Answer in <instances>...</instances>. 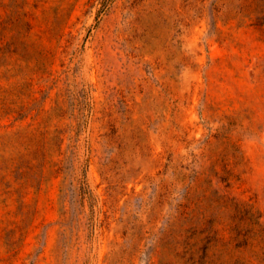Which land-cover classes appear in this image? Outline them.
Segmentation results:
<instances>
[{
    "label": "rangeland",
    "instance_id": "1",
    "mask_svg": "<svg viewBox=\"0 0 264 264\" xmlns=\"http://www.w3.org/2000/svg\"><path fill=\"white\" fill-rule=\"evenodd\" d=\"M0 264H264V0H0Z\"/></svg>",
    "mask_w": 264,
    "mask_h": 264
}]
</instances>
